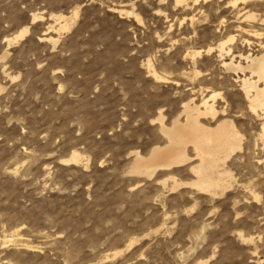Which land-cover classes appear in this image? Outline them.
Masks as SVG:
<instances>
[{"label":"rangeland","instance_id":"374dc122","mask_svg":"<svg viewBox=\"0 0 264 264\" xmlns=\"http://www.w3.org/2000/svg\"><path fill=\"white\" fill-rule=\"evenodd\" d=\"M157 1L0 0V264H264V171L254 164L264 158L262 120L248 111L241 74L225 72L216 54L202 53L196 66L185 58L215 48L232 25L213 31L222 14L212 8L210 24L179 26L181 14H155L164 8ZM77 8L53 47L51 14L70 18ZM256 8L258 21L239 26L263 35L264 3ZM251 33L238 36L244 56L264 44ZM147 60L165 81L153 79ZM213 92L225 116L202 124L232 119L250 149L229 159L228 191H173V180L194 179L195 161L151 179L129 173L135 152L146 157L165 144L159 112L169 128L186 102ZM72 152L79 165L63 162ZM249 182L258 183V201Z\"/></svg>","mask_w":264,"mask_h":264},{"label":"bare ground","instance_id":"6f19581e","mask_svg":"<svg viewBox=\"0 0 264 264\" xmlns=\"http://www.w3.org/2000/svg\"><path fill=\"white\" fill-rule=\"evenodd\" d=\"M262 2L264 3V0H159L158 5L164 6V8L158 9L155 11V14L158 16H165V18L168 19L165 12L171 9L172 12L181 14L180 19L174 18L179 22V26L186 23L190 27H193L195 24H206L208 20H210L211 9L216 8L215 10L217 13L219 12V15H222L219 21H217V24L212 26L213 31L215 30L218 32L219 29L223 30L224 28L226 29L228 25H232L231 29L234 30V34L219 40L215 48L211 49L210 47L205 51L189 50L185 53V58H188L193 66H196V59L202 58V53L207 57L216 54L225 72L235 75L241 74L243 76L242 79L239 78V89L242 97L247 102V108L250 114L262 120L261 129L259 130L260 133L257 136L264 148V44L261 42H258L259 44L257 43L258 47L261 49L257 55L254 53L255 55L247 54L244 56V54L242 55L240 52H237L239 51L237 48L239 34L251 33L246 29L244 31L239 25L242 23L245 24L246 22L258 21V13L255 14V10L257 9V3L263 4ZM112 11L115 14L118 12L120 15L125 12ZM78 13L79 8L73 11L70 18L63 15L51 14L52 21H54L58 27H56V25L55 27H51V25L50 28L56 31L58 38L48 37L45 39L49 40L53 44V47L58 44L61 33L70 31L72 21L74 23V20L78 17ZM129 14L136 18V22L141 23V20L133 11H127L125 15L128 16ZM40 18L41 17L38 15H33L31 21L35 22ZM170 27L172 28L173 26L171 25ZM213 31L211 33H214ZM28 33L29 28H23L17 35L7 41L8 47L17 43L18 40L25 37ZM251 34L254 37L258 36L257 38L261 36L264 37V34H259L257 31ZM185 36L187 37V35ZM186 37H182L181 40H186ZM6 55L7 52L4 53L0 60L5 59ZM237 58L239 59L238 61H236ZM145 67L155 81H165L163 77L155 72L150 60L146 61ZM193 74L197 77L200 75V72L197 71ZM2 91H4V88L0 86V92ZM217 97H219V93L213 92L209 97L202 98L200 104H195L193 100L186 102L187 104L185 103L182 106L180 115L173 121L169 128L164 125V116L159 112L156 121L159 123L160 134H162L166 140L165 144L164 146L153 147L146 157H142L138 152H135L129 173L138 177L151 179L158 171H171L172 169L185 166L195 161V164L188 167L194 179L190 183H178L176 180H173V191L181 186H189L201 194L213 197L219 193L221 194L228 191L233 179L231 174L232 171H229L226 167L229 159L235 154H243V152H248L250 149L242 145L244 137L232 119H222L218 121L214 127H208L202 124L203 122H201V119H210L213 121L219 114L225 116L224 110L218 111L215 107V100ZM188 149L191 152V156L188 154ZM81 161V155L78 152H72L63 162L79 165ZM254 162L256 167H259L258 170L261 167V170L264 171L263 157L256 158ZM253 182H249V185L252 186L248 189H250L253 198L258 201L257 195L254 193L256 191L253 192L258 183L254 184ZM238 240L242 242L252 241L251 238L245 239L241 234H238ZM132 244L134 243L131 242L128 247ZM120 253L121 251L116 252L112 257H116ZM106 260H109V258L107 257ZM198 264H207V262L200 261Z\"/></svg>","mask_w":264,"mask_h":264}]
</instances>
